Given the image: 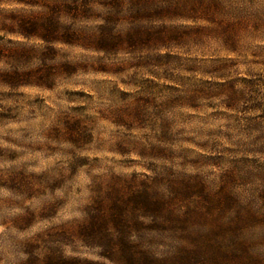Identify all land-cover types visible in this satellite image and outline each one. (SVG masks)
<instances>
[{
  "label": "rangeland",
  "instance_id": "rangeland-1",
  "mask_svg": "<svg viewBox=\"0 0 264 264\" xmlns=\"http://www.w3.org/2000/svg\"><path fill=\"white\" fill-rule=\"evenodd\" d=\"M22 1L0 12L41 9ZM167 1L184 11L111 21L137 40L59 42L19 63L0 52V264L25 262L28 242L103 264H264V0ZM94 11L63 21L95 33L110 10ZM0 45L43 46L2 30ZM15 68L44 78L7 83ZM143 189L158 223L133 228L132 261L105 256L83 227L115 197L135 222Z\"/></svg>",
  "mask_w": 264,
  "mask_h": 264
},
{
  "label": "trees",
  "instance_id": "trees-1",
  "mask_svg": "<svg viewBox=\"0 0 264 264\" xmlns=\"http://www.w3.org/2000/svg\"><path fill=\"white\" fill-rule=\"evenodd\" d=\"M4 2H8V0H0V4ZM22 2L31 6H38L41 9L37 12L11 11L8 14L0 12V30L26 40H37L43 46L6 48L0 45V52H7L10 61L15 63L33 57L46 59L49 55L53 56L56 54L54 45L59 42L75 43L81 41L85 44L94 45L99 49H105L115 44V42H121L124 37L137 40L140 35L136 33L117 34L109 27L111 21L117 20L119 13L125 8L134 10L135 14L139 16L157 18H167L184 11V7L180 5L173 4L170 1L162 3L161 0H23ZM97 3L110 10L103 17L104 21L99 25L97 32L91 34L80 32L72 28L71 22L66 23L63 21L66 18L74 22L94 18L96 16L94 6ZM37 73H41L39 68L27 71H20L15 68L2 72V75L7 83L22 85L41 82L44 75H38ZM130 202L135 204L136 213H134L138 218L135 222L129 220L126 212L129 205L128 199L122 201L120 198L115 197L111 199L108 211L102 210L98 214V210L82 229L83 235L90 239L93 244L96 243V245L104 247L107 252L104 254L109 258L120 254L132 261L135 248H137V245L130 240L133 228L158 223L157 219L148 223L143 220L157 216L161 211L160 202L148 189L139 191L131 197ZM26 244L29 247L27 251L29 257L22 264H103L65 257L57 251H51L40 257L38 254H34L37 243L28 242ZM141 253L151 261L153 256L149 251L146 250Z\"/></svg>",
  "mask_w": 264,
  "mask_h": 264
}]
</instances>
